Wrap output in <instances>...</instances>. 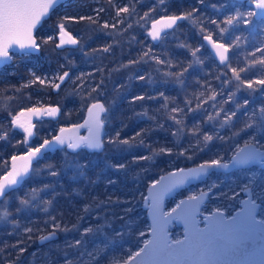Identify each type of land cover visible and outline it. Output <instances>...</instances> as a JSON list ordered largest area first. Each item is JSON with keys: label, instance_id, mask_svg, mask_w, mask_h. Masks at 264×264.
Here are the masks:
<instances>
[{"label": "trees", "instance_id": "1", "mask_svg": "<svg viewBox=\"0 0 264 264\" xmlns=\"http://www.w3.org/2000/svg\"><path fill=\"white\" fill-rule=\"evenodd\" d=\"M249 11L245 3L235 0H69L53 11L37 32L40 54L16 58L0 75V177L8 170L10 158L26 149L23 134L11 129L10 120L46 100L59 104L68 115L77 111L78 118L90 103L102 101L107 109L104 149L47 154L34 164L23 184L0 201V217L9 213L0 219V264L122 261L148 238L143 203L150 183L170 170L219 156L225 161L231 158L236 145L242 146L252 131L241 129L258 120L264 106V84L256 83L264 80V65L252 63L264 58V20L248 16ZM189 12L191 17L158 43L150 39L154 20ZM238 13L231 25L225 23ZM60 23L77 37V48L57 47ZM208 35L230 48L227 63L211 55L204 39ZM231 68L248 69L240 74L244 84L239 88ZM56 71L59 76L70 72L58 93L53 88L59 77L47 79ZM249 82L252 88L247 87ZM56 131L38 130L34 145ZM237 132L238 136L233 135ZM203 134L212 135L213 141L200 151L196 146ZM118 140H129V144L113 142ZM160 148L171 153L153 155ZM121 164L123 168L118 167ZM253 170L259 171L255 167L213 176L229 178L226 193L232 195L229 189L237 192L251 175H236L234 185L232 177ZM219 193L222 200V189ZM242 195L240 191L237 199H226L228 214L239 208ZM21 200L29 203L22 205ZM85 205L91 206L90 212L83 211ZM213 206L209 203L207 208ZM97 226H102L99 231L84 232ZM53 231L58 237L39 245L40 237ZM99 248L105 252L97 257Z\"/></svg>", "mask_w": 264, "mask_h": 264}, {"label": "snow or ice", "instance_id": "2", "mask_svg": "<svg viewBox=\"0 0 264 264\" xmlns=\"http://www.w3.org/2000/svg\"><path fill=\"white\" fill-rule=\"evenodd\" d=\"M59 2L60 0H0V58H10L9 49L14 46L22 50L23 54H27L26 50L38 49L39 45L34 38L33 31L42 18L48 15L50 9H53ZM200 2L203 3V0H200ZM160 3H164V0H160ZM254 3L256 9L261 11L258 13L249 11L247 15H258L264 20V0H254ZM121 11L128 12V8H123ZM191 15L192 13L189 12L185 16H169L165 20L156 21L153 23L152 32L149 34L153 40H158L163 29L172 28L178 20L187 19ZM239 15L238 13L237 17H229L225 23L231 25L233 20L237 19ZM88 19L92 20L91 17ZM92 22L95 23L96 21L92 20ZM212 23H215V21H212ZM104 27H108V25L105 24ZM225 31L227 29H221V32ZM59 35L60 42L57 47H62L66 44H77V40L65 30L64 23L59 24ZM204 39L212 44V47L216 50V55L220 58V62L225 64L228 60L227 53L229 48L223 43L214 42L211 35L205 36ZM237 39L239 38L237 37ZM104 50L107 51L108 49L105 48ZM193 56H195V52H193ZM252 63L264 65V58L253 60ZM228 66L230 67V65ZM247 70L240 68L238 71L236 68H231L233 76L239 81L237 88H239L240 84H244V80L240 75L241 72ZM68 75L69 73L65 72L59 79L63 81ZM140 78L143 79V77ZM40 83H44V81L40 80ZM256 83L264 84V80L256 81ZM54 87L59 88L60 85L55 84ZM247 87L252 88V83L249 82ZM210 98L215 99L214 96ZM137 99H143V97H137ZM245 104H247V101H245ZM58 110V108H48L43 111L49 116H55ZM40 111V109L30 110L31 113H39ZM104 111V105L99 103L93 104L88 110L89 120L85 123L95 127L94 133H92L90 128V133L92 134L89 137H80L73 140L63 135L67 131L66 129H61V135L55 136L52 141L44 140L40 147L31 149L27 156L13 157L12 171L0 178V198L4 197L9 188L17 185L28 174L33 158L41 155L42 150L51 149L53 143L64 145L66 141H70L67 143V147L73 150L81 146H86L90 149H101L103 143L100 138V128L103 125V121L100 119V114ZM173 111L176 110L173 109ZM253 115H256V113L254 112ZM172 119L175 120L176 124H181V121L176 120L175 117H172ZM208 119L212 120L213 117L209 116ZM228 119L230 120L231 117H228ZM14 123L23 128L29 137L33 135L30 122L26 125L21 123L20 118L17 117ZM249 130L252 131L249 132L248 138L244 140L242 146L236 145L230 161L226 162L223 156H219L218 158L204 161L197 167L171 172L167 177H161L160 180L154 182L149 193L151 197L150 214L153 220L151 225L152 238L144 240L142 242L143 246L139 247L137 251H129L126 258L122 261L114 259L108 261V264H264V106L259 109V119L246 123L244 128L241 129V131L245 132ZM182 131V128L178 129V132ZM239 134L237 132L233 135L238 136ZM173 135H177V133H173ZM118 137L119 133H117ZM216 138L223 139L219 135ZM211 141H213L212 135L203 134V140H198L196 147L203 151ZM113 142L129 144V140ZM140 143H143V140ZM200 144H203V147H199ZM165 152L171 153V149L160 148L159 152H153V155ZM180 155H184V152H181ZM140 159L150 160L152 157H140ZM188 159H192V157L189 156ZM16 160L23 161V163L17 166ZM249 166H258L259 175L257 172H252L248 182L238 185L240 191L248 195V199L239 200L243 207L235 215L226 217L225 212L217 208L210 215L204 217L205 226L203 228L199 227L200 220L197 219V216L201 214L200 204L203 202L204 197L207 196V193L203 191L199 196H189L187 200H181L171 211H163L162 202L164 195L190 179L207 175L209 170H227L230 167L247 169ZM118 167L123 168L124 165L121 164ZM51 174L53 176L57 175L55 172ZM257 179L259 182H257ZM164 181L166 183L162 184ZM158 185H161V187L157 190ZM216 186L212 185V187ZM229 192L233 194H223L226 199L235 200L239 197V193L235 192L234 189H229ZM20 203L27 205L29 202L21 200ZM49 203L51 202L49 201ZM90 210V205L84 206L83 211L85 213L90 212ZM7 215L9 213L5 212L0 219L7 217ZM173 220L183 223V239H170V233L167 229ZM55 227L59 228V225L57 224ZM101 227L97 226L96 229L88 227L84 232L91 234L94 231H99ZM27 231H31V229H27ZM55 235L56 233L53 231L48 236H41L40 239L41 241L48 240ZM140 236H144L143 231L140 232ZM75 243L80 245L81 240H77ZM20 251L23 252L24 249H20ZM104 252V248L97 249V257ZM89 255L92 256V253H89ZM66 264H73V262L66 261ZM88 264H91V261Z\"/></svg>", "mask_w": 264, "mask_h": 264}, {"label": "water", "instance_id": "3", "mask_svg": "<svg viewBox=\"0 0 264 264\" xmlns=\"http://www.w3.org/2000/svg\"><path fill=\"white\" fill-rule=\"evenodd\" d=\"M68 1H69V0H60V2H59V3H58L53 9H50L48 15H47L46 17L42 18L41 22H40V23L37 25V27L34 29V31H33V35H34V38H35V40H36V42H37L38 45H39V42H38V39H37V32H38L39 28L43 25V23H44L46 20H48V19L50 18L51 14L53 13V11H54L58 6H60L61 4H65V3H67ZM235 1L245 3L246 7L252 9L253 11H255V12H257V13L261 11V10H259V9H256V7H255V3H254V0H235ZM167 17H169V16H163V17H160V18L154 20V21L150 24V28H149V31H148V35H149L150 39H151L153 42L158 43V42L162 39V37H163L164 35H166V34H167L168 32H170L173 28H175L179 23H181L182 21L185 20V19L178 20V21L176 22V24L173 25L172 28H165V29H163V31L161 32V36H160V38H159L158 40H153L152 37H151V35L149 34V33L152 32V25H153V23H155L156 21L165 20ZM254 17H255L256 20H262L261 17L258 16V15H257V16H254ZM158 26H159V25H158ZM66 31H67V30H66ZM67 32H69V31H67ZM69 33L71 34V36H72L74 39L77 40V44H75V45H72V44H66V45H64V46H70V47L77 48L78 45H79V43H78V39L74 36V34H72L71 32H69ZM59 40H60V35H59ZM213 41L216 42V43H222V42L216 41V40H214V39H213ZM206 44H207V46H208V48H209V50H210V52H211V55H212L215 59H217V60L219 61V63H221V62H220V58H219V56L216 55V50L212 47V44H210L207 40H206ZM223 44H224V43H223ZM224 45H225V44H224ZM225 46H226V45H225ZM226 47H227V46H226ZM26 52H27V54H40V52H41L40 45H39V48H38V49H29V50H26ZM229 53H230V50H229L228 53H227L228 58H229ZM13 54H23V52H22V50H19V49L16 48L15 46H14L13 48H10V49H9V57H10V58H0V68H3L4 66L9 65V64L12 63V55H13ZM25 55H26V54H25ZM227 61H228V60H227ZM221 64H222V63H221ZM68 73H69V75H70V72H68ZM69 75H68V76H69ZM67 78H68V77H65V79H64L63 81H61L59 85L61 86V85L63 84V82H65V81L67 80ZM97 103L104 105V103H103L102 101H97V102H94L93 104H97ZM93 104L90 105L89 109L92 107ZM51 108H58V109H59L58 112L61 110L58 106H56V107H51ZM104 108H105V111L102 112V113L100 114V119H102V117L107 113V109H106L105 105H104ZM31 109H39V108H28V109H24V110L22 111V116L20 117V120L23 119V118H27L29 121H32L33 119H36V118H40V117H41V115H42V110H41V109H40L41 111H40L39 113H31V112H30ZM46 116H49V115L46 114ZM88 120H89V112H88V114H87L86 119H85L81 124H78V125L76 124V125H72V126H68V127L63 128V129H66V130H67V131H65V132L63 133V135L66 136V137H70V138H72L73 140H74V139H77V138H80V137H89L90 134H92V133L95 132V127H94V125L86 124L85 122L88 121ZM101 121H102V120H101ZM81 125H83V126H81ZM31 126H32V133H33V135L30 136V137H29L28 135H26V139H25L26 149H25L23 152L14 155L13 157H25V156L28 155V152H29L31 149H34V148L40 147L41 144H43L44 141L41 142L38 146L31 147L32 144H33V139H34L35 136H36L35 130H33V129H34V125L31 124ZM86 127H90V128L92 129V133H90V130H89V132H88L87 135H82V132L84 131V128H86ZM106 132H107V131H106V122H103V125H102V127L100 128V138H101V141H102V143H103V147H102L101 149H93V150L98 151V152H101V151L104 149V139H105V137H106ZM26 134H27V133H26ZM58 135H61V131H60V130H58L53 136L49 137V138L46 139V140L52 141V140L54 139V137H55V136H58ZM68 142H70V141H66L64 145H58V144L53 143L51 149H49V150H42V154H41V155H39V156L36 157V158H33L32 163H31V166H30V168H29V172H28V174H27L26 176H24V177L20 180V182H19L17 185H14V186H12L11 188H9V189L6 191L5 196H6L11 190L19 188V187L24 183V181L27 180V179L30 177L31 170H32V167L34 166V164H36L38 161H40L41 159H43V158L45 157V155L50 154V153H55L56 151L61 150V149H64V148H67V149L70 150V151H75V150L70 149V148L67 147V143H68ZM77 149H79V148H77ZM77 149H76V150H77ZM89 149H90V148H89ZM13 157H12V158H13ZM12 158H11V161H10L9 169H8L7 172L4 173L0 178H3L4 176H6V175L8 174V172L12 171V167H13V163H14V161H13ZM230 159H231V158H230ZM230 159L227 160V161H230ZM227 161H226V162H227ZM15 163H16L17 166H19V165H21V164L23 163V161L16 160ZM199 164H200V163H199ZM199 164L194 165V166H191V167H187V168H179V169H185V170H188V169H190V168L197 167ZM253 167H258V166H249V168H253ZM249 168H247V169H249ZM179 169L170 170V171H168L167 173L162 174L157 180H160L161 177H167L169 173L174 172V171H178ZM239 170H244V169H237V168H232V167H230V168L227 169V170H223V169H221V170H209V173H208L207 175H202L201 177L196 178V179H190L189 181L185 182L184 184H182V185H180V186H177V187L173 188L170 192H168L167 194H165L164 197H163V202H162L163 211H165V212H167V211H171V210H168V208H169L168 206L170 205L169 202H170L172 199H174V198L178 195V193L181 192L182 190H184V189H186V188H189V187L192 186V185H196V184H200V183L205 182V181H206V180H207L212 174H214V173L230 174V173H233V172H235V171H239ZM157 180H155L154 182H156ZM154 182H152V183H150V184L148 185L147 190H146V195H145V198H144V203H143V207H144V210H145V212H146V218H147L148 223H149V231H148V238H147V239H151V238H152L151 225H152V223H153V220H152V216H151V214H150V213H151V207H150V205H151V197H150L149 193H150L151 185H152ZM163 183H166V181L162 182V184H163ZM160 187H161V185H158V186H157V190H158ZM153 191H156V190H153ZM201 192H202V191H201ZM201 192H199L198 194H196V195H194V196H199ZM203 192H206V193H207V196L204 197L203 202L200 204V213H201V214H198V216H197V219L200 220L199 227H201V228H203V227L205 226L204 217L210 215L212 212L215 211V210H213L212 212H205V211H203L204 208H205L206 205H207V202L209 201L210 191H209V190H205V191H203ZM5 196H4V197H5ZM4 197L0 198V200H2ZM188 197H189V196H184V197L181 198V200H187ZM146 198H147V199H146ZM246 199H248V195H247V194H246V196H245L244 198H242V200H246ZM181 200H180V201H181ZM180 201H179V202H180ZM179 202H178V203H179ZM178 203H177V204H178ZM174 207H175V206H174ZM174 207H173V208H174ZM241 207H243V205L240 204L239 208L236 209L232 214H228L227 212H225V216L227 217V216H229V215H235L236 212L239 211ZM222 211H223V210H222ZM179 228L182 229V236H181L180 238H178V239H183V237H184V225H183L182 222H180V221H176V220H173L172 223L168 226V229H167L168 232L170 233V239H176V238L173 237V229H179ZM46 236H48V235H46ZM57 237H58V235L56 234L54 237H52V238H50V239H48V240L41 241V239H40V240H39V245H44V244H46V243H49V242L55 240ZM142 246H143V245H142ZM142 246H141V247H142Z\"/></svg>", "mask_w": 264, "mask_h": 264}, {"label": "flooded vegetation", "instance_id": "4", "mask_svg": "<svg viewBox=\"0 0 264 264\" xmlns=\"http://www.w3.org/2000/svg\"><path fill=\"white\" fill-rule=\"evenodd\" d=\"M75 36V35H74ZM76 37V36H75ZM77 38V37H76ZM227 46V45H226ZM228 47V46H227ZM74 48V47H73ZM229 48V47H228ZM229 50H230V48H229ZM229 56H230V53H229ZM229 59V58H228ZM228 62V61H227ZM226 62V63H227ZM8 65H6V66H4V67H7ZM62 76V75H61ZM70 76V75H69ZM69 76H68V78H69ZM60 77V76H59ZM68 78H67V80L66 81H68ZM65 81V82H66ZM60 82H61V80L59 79L58 80V82H56L55 84H60ZM65 82H63V84L65 83ZM63 84L59 87V88H56V87H54L53 88V92L54 93H58L59 92V90L61 89V87L63 86ZM47 99H48V97H46ZM50 98V97H49ZM49 100V99H48ZM98 101H100V100H98ZM95 102H97V101H95ZM94 102H92V103H90L89 105H88V107L86 108V110H85V112H84V114H83V117L81 118L80 116H79V118L77 117V111H74L71 115H68V114H66L65 112H64V110H63V108L59 105V104H57V103H55L54 101H43V102H40V103H37V104H35V105H33V106H31L30 108H39V109H41L42 110V115H41V117L40 118H36V119H33L32 121H29L27 118H23V119H21L20 120V122L21 123H24V124H28L29 122H30V124H32V125H34V129L33 130H35V133H36V136H37V134H38V130H61V129H63V128H65V127H68V126H72V125H78V124H81L85 119H86V117H87V114H88V110H89V107H90V105L91 104H93ZM78 104H73V105H71V108L72 109H76V107L75 106H77ZM56 106H58L61 110L59 111V112H57L56 114H55V116H46V113L43 111L44 109H48V108H51V107H56ZM106 107V106H105ZM28 109V108H27ZM22 111L23 110H21L17 115H15L14 117H12V119L10 120V127H11V129L12 130H15V131H17V132H19V133H22L23 134V136H24V138L26 139V133L24 132V130H23V128H21V127H19L16 123H14V120H15V118H17V117H21L22 116ZM106 115V114H105ZM104 115V116H105ZM104 116L102 117V121L103 122H106L105 121V119H104ZM106 127H107V124H106ZM89 130H90V127H86V128H84V131L82 132V135H87L88 134V132H89ZM56 131V132H57ZM55 132V133H56ZM54 133V134H55ZM53 134V135H54ZM52 135V136H53ZM36 136H35V138L33 139V142H34V140L36 139ZM51 137V136H50ZM49 138V137H48ZM48 138H44L43 140H40L38 143H36L35 145H34V143L32 144V146L31 147H35V146H38L41 142H43L44 140H46V139H48ZM64 149H66V150H68L67 148H64ZM62 150V149H61ZM79 150H85V151H87V152H89V153H91V152H98V151H95V150H93V149H89V148H87L86 146H81L79 149H77V150H75V151H71V152H76V151H79ZM70 151V150H69ZM13 157V156H12ZM11 157V158H12ZM11 158H10V160H9V166H10V161H11ZM9 169V168H8ZM7 172V171H6ZM5 172V173H6ZM213 175V174H212ZM18 189V188H17ZM221 189H222V194H224V193H226V180H225V184L223 185V187L222 188H220V190L218 189V188H216V187H214L212 190H209L210 191V196H209V201L212 199L213 200V198L215 197V200L212 202L213 203V207H214V209L213 210H216V208H220L221 210H223L224 212H226V198L224 197V195H223V198H222V200L220 199V193H219V191H221ZM16 189H13V190H11L2 200H4L9 194H11L12 192H14ZM2 200H0V201H2ZM217 201H220L221 203H219V204H216V202ZM212 210V211H213Z\"/></svg>", "mask_w": 264, "mask_h": 264}, {"label": "rangeland", "instance_id": "5", "mask_svg": "<svg viewBox=\"0 0 264 264\" xmlns=\"http://www.w3.org/2000/svg\"><path fill=\"white\" fill-rule=\"evenodd\" d=\"M67 4V3H66ZM246 6V5H245ZM247 8V10H252V9H250V8H248V7H246ZM253 11V10H252ZM22 56H25V54H13L12 55V62L17 58V59H20V58H22ZM22 60V59H21ZM12 65V63L11 64H9L8 66H11ZM7 66V67H8ZM7 71V69H6V67H3V68H0V75L1 74H3V73H5ZM57 77H59V74L57 73V71L56 72H52L51 74H49V76L47 77V79L48 80H52V81H54V80H56V78ZM253 168H255V167H253ZM256 168H258V167H256ZM250 169H252V168H249V169H244V170H250ZM240 171V170H239ZM235 172H237V171H235ZM252 172H257V174H259V171L258 170H253V171H249V172H240V173H238V174H235V176H233L232 177V179H231V182H230V184H233L234 185V183H235V178L239 175V174H241V175H245V176H250L251 174L250 173H252ZM237 175V176H236ZM226 179H229V178H226V177H222V178H220V177H216V176H213V175H211L205 182H203V183H200V184H196V185H192V186H190L189 188H186V189H184V190H182L181 192H179L178 193V195L174 198V199H172L170 202H169V208H168V210H171L174 206H176V204L181 200V198L182 197H184V196H194V195H196V194H198L199 192H201V191H205V190H212L214 187H212V185H217V186H219V185H222L224 182H225V180ZM216 186V187H217ZM227 186H229V185H227ZM220 187V186H219ZM226 190H228V187H227V189ZM186 191V192H185ZM238 193L240 192V190L238 189V191H237ZM185 193V194H184ZM246 196V193H245V195L243 196H241L240 198V200H242V198H244ZM215 200V197L213 198V200L211 199L210 201H208L207 202V205H206V207L204 208V210L203 211H205V212H212V210H209L207 207H208V204L209 203H212L213 201ZM219 203H221L220 201H217L216 202V204H219ZM239 206H240V204H239ZM217 209V208H216ZM226 212L228 213V210L226 209ZM174 230H177V231H175V233H176V235L177 236H175V233H174ZM182 236V229L181 228H179V229H173V237L174 238H176V239H178V238H180Z\"/></svg>", "mask_w": 264, "mask_h": 264}]
</instances>
